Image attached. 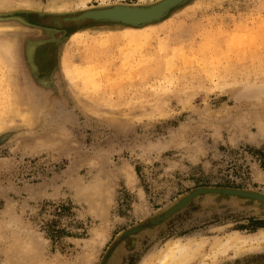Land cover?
Returning a JSON list of instances; mask_svg holds the SVG:
<instances>
[{"label":"rangeland","instance_id":"rangeland-1","mask_svg":"<svg viewBox=\"0 0 264 264\" xmlns=\"http://www.w3.org/2000/svg\"><path fill=\"white\" fill-rule=\"evenodd\" d=\"M31 1L0 11V44L12 43L0 95L12 77L20 111L0 125V264H12L16 237L35 238L49 261L81 264L86 251L92 264H144L173 240H203L205 253L230 232L264 230V141H250L264 128V0H190L135 43L112 23L63 21L81 0ZM52 2L73 4L37 10ZM97 179L113 194L102 244L91 236L102 221L74 198ZM208 262L264 264V243Z\"/></svg>","mask_w":264,"mask_h":264},{"label":"bare ground","instance_id":"bare-ground-1","mask_svg":"<svg viewBox=\"0 0 264 264\" xmlns=\"http://www.w3.org/2000/svg\"><path fill=\"white\" fill-rule=\"evenodd\" d=\"M89 0H81L78 2L79 7L82 11L79 14L72 15L75 19H86L92 18L95 21L101 22L100 20H112V21H124V22H146L142 25H129L120 23H112V25H118L124 29V37L132 43H135L144 36L148 37L151 33L146 32V28L154 27L156 23L163 21L167 17L168 10L171 6L178 4L184 0H158L154 3L149 4H125L116 3L111 6H100L91 7L87 4ZM102 4L106 3V0H101ZM14 3L23 4L26 9H34L35 3L31 0H0V11L12 10L7 8L12 6ZM73 2H67L63 4H52L48 6H39L37 10L44 12H62L68 11ZM165 16V17H164ZM164 17V18H163ZM154 21H149L150 19ZM158 20V21H157ZM90 21V20H88ZM148 21V22H147ZM87 22V21H85ZM82 23V22H79ZM88 26H83L75 31L71 37L80 35V33L87 32ZM0 29L4 27L0 26ZM78 36L80 38L81 36ZM87 35V34H86ZM56 40V37H54ZM12 43L10 41H3L0 44V55L2 58L9 59L11 53ZM77 77L71 74V77ZM83 77V75H82ZM6 95H0V104L5 105V109L0 112L2 115H7L9 118L0 122L1 127L10 125L12 120L19 110L17 109V95L16 91H12L13 78L4 79L2 82ZM3 94V92L1 93ZM25 115V114H23ZM260 133L250 140L253 143L260 144L264 141V128H260ZM119 173L122 174L128 186L133 187L137 181L134 166L129 162L124 161L119 168ZM257 178L260 176V171L256 172ZM260 179V178H259ZM109 187V186H108ZM110 188V187H109ZM113 188V187H112ZM107 186L99 181H93L91 185H86L83 181H80L76 185V192L74 198L77 202H86L89 205L88 213H91L95 218L102 221L100 228L95 227L91 231L92 240L95 244H102L106 237L108 230L104 227L109 223V210L113 202V194L107 190ZM42 195H48L46 190L42 191ZM55 193V195H54ZM54 193L51 196L57 195V188H54ZM137 208L145 207L144 196L141 195L140 205H136ZM143 210V209H142ZM144 211V210H143ZM264 243V230L261 229L259 232L249 234L248 236H242L238 231L230 232L225 236L223 240L218 239L210 248L209 251L202 253V249L205 245L203 240H197L195 238H189L188 240H173L168 242L164 249L160 252L156 260L145 262L144 264H208L209 260H215L220 254H226L233 251L235 254L241 253L244 250L260 246ZM12 247L15 253L10 252L9 261L12 264H71L65 259L61 258L60 255L55 254L52 260L45 258V247L43 244L36 242L35 238L30 236L26 238L16 237ZM95 259L94 253L83 252L81 256V264H92Z\"/></svg>","mask_w":264,"mask_h":264},{"label":"water","instance_id":"water-1","mask_svg":"<svg viewBox=\"0 0 264 264\" xmlns=\"http://www.w3.org/2000/svg\"><path fill=\"white\" fill-rule=\"evenodd\" d=\"M188 1H190V0H184V1H182V2H179L178 4H175V5H173V6H171L170 8H169V10H168V13L170 12V11H172L173 9H175L176 7H179V6H182V5H184V4H186ZM168 13L166 14V15H168ZM165 17V16H164ZM163 17V18H164ZM155 19H157V18H154V19H150L149 21H154ZM88 20H91V21H95L94 19H92V18H87V20L86 19H75V18H73V17H71V16H66V17H64L63 18V21H75V22H85V21H88ZM101 22H103V23H120V25H122V24H129V25H142V24H144V23H146V22H138V23H134V22H124V21H112V20H100ZM158 21V20H157ZM96 22H98V21H96ZM148 22V21H147ZM59 26H61V23H59L58 24ZM41 28H42V26H41ZM46 27H44V28H42V29H45ZM208 191H219V190H217V189H215V190H210V189H201V190H199V191H197L196 193H201V192H208ZM229 193H233V194H237V195H249L250 193H248V192H243V191H238V190H229L228 191ZM193 195H191L190 196V198L192 197ZM254 196H256L257 198H259L260 200H262V201H264V195H259V194H255ZM186 202H184L182 205H184Z\"/></svg>","mask_w":264,"mask_h":264}]
</instances>
